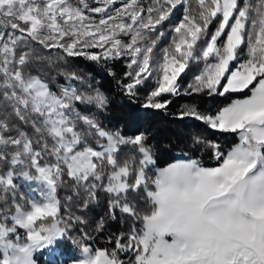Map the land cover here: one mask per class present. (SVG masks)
Wrapping results in <instances>:
<instances>
[{
	"label": "snow or ice",
	"instance_id": "snow-or-ice-1",
	"mask_svg": "<svg viewBox=\"0 0 264 264\" xmlns=\"http://www.w3.org/2000/svg\"><path fill=\"white\" fill-rule=\"evenodd\" d=\"M117 2L0 0V264H39L45 253L56 264L65 241L75 250L67 264H264V0ZM36 45L59 50L65 65L126 58L122 91L132 97L154 78L142 107L156 110L171 103L162 96L180 94L190 62L202 61L185 94L243 95L215 111L185 106L179 117L238 140L224 148L193 136L214 165L189 156L158 167L149 133L104 127L85 110L108 108L110 97L76 70L60 68L63 83L45 74L36 65L51 58ZM62 189L73 195L62 200ZM101 195L108 219L128 217L111 247L72 234L88 224L68 206L73 196L83 211ZM105 226L101 217L93 231Z\"/></svg>",
	"mask_w": 264,
	"mask_h": 264
},
{
	"label": "trees",
	"instance_id": "trees-1",
	"mask_svg": "<svg viewBox=\"0 0 264 264\" xmlns=\"http://www.w3.org/2000/svg\"><path fill=\"white\" fill-rule=\"evenodd\" d=\"M191 6L194 8L195 0H190ZM119 5L117 2L116 6ZM95 6V4H93ZM182 7L174 10L173 15L168 21L159 29L164 31L165 36L162 38L159 47H163L171 38V28L176 20L183 12ZM97 15V14H96ZM217 26L216 21L209 26L208 32L210 33ZM39 51V55L50 56L51 64L37 63L36 67L42 68L45 74L51 75L57 79L58 82L63 83L64 77L58 76L57 71L60 68H67L69 71L76 70L78 73L85 75L94 86L101 88L111 99L108 108L99 110L89 108L85 111L95 115L101 124L109 129L120 128L126 136L135 135L138 132L147 131L149 133V141L154 147L155 158L157 166L163 165L166 162L178 158L184 154L201 159L205 165L215 164L212 159L211 152L203 145H194L192 142L193 136H201L209 140L220 142L224 148H227L237 140L235 134L221 133L218 130H213L203 122L194 118L185 117L181 119L179 112L185 106L197 105L202 111L212 110L219 108L221 105L227 103L231 98L241 96L243 94H227L225 96L213 95L209 96L206 92L199 94H185L188 85L193 82L194 76L199 74L203 68V62H190L189 67L184 73H181L178 78L180 85L179 95H164L162 100H171L166 109L156 110L151 108L142 107L148 93L154 88V78H149L144 81L141 86H138L136 94L129 97L125 94L118 81L124 80L128 82L124 74L131 71L127 67L126 58H119L104 62H93L86 60L83 57H67V65L63 61H57L59 50H52L51 52L40 48L39 45L35 46ZM99 51V50H94ZM109 69L115 75L109 73ZM34 184V183H33ZM32 184V185H33ZM21 191H26V185L21 182ZM73 195L70 190H61V199L65 196ZM135 198V197H133ZM80 201L73 196L71 203L68 205L72 211L78 215H83L87 219V226L79 225L72 233L78 236L80 231H86L90 236L94 237L92 243L100 247H111L109 237L118 231L127 227L128 217L117 214L116 220L108 219L106 198L101 195L98 203L90 205L86 210L78 211L77 206ZM143 208V205H141ZM104 217L106 226L104 231L96 233L93 231L96 222ZM62 250V257H57L56 264H60L63 259L64 264L73 255L70 251L74 246L70 242H63L60 245ZM60 258V259H59ZM40 261L45 264H51L49 257Z\"/></svg>",
	"mask_w": 264,
	"mask_h": 264
},
{
	"label": "rangeland",
	"instance_id": "rangeland-1",
	"mask_svg": "<svg viewBox=\"0 0 264 264\" xmlns=\"http://www.w3.org/2000/svg\"><path fill=\"white\" fill-rule=\"evenodd\" d=\"M122 2H123V0H118L119 5H117V6L115 5V7H119L120 4H121ZM143 3H144V5H145V7H147L148 4L150 3V0H143ZM95 6H98V5H95ZM183 12H184V11H183ZM183 12H181V16L176 20V22L182 17ZM99 15H100V14H97V18H99ZM176 22H175V23H176ZM175 23H174V24H175ZM174 24H173V25H174ZM214 30H215V29H214ZM214 30H212L209 34H211L212 32H214ZM199 72H200V71H199ZM154 86H155V85H154ZM236 97H238V96H236ZM227 103H228V102H227ZM225 104H226V103H225ZM223 105H224V104H223ZM223 105H221L220 107H222ZM236 142H237V141H236ZM234 143H235V142H234ZM167 164H169V163H167ZM167 164H166V165H167ZM166 165H165V166H166ZM159 167H163V165H161V166H159ZM32 186L35 187V184H33ZM74 251H75L74 248H72L71 251H70V255H74ZM46 256L48 257L47 253H45V254L39 256V264H45L44 262L40 261V257H41L42 259H44ZM61 257H62V256H61ZM56 259H57V258H56ZM59 259H60V258H59ZM50 262H51V261H50ZM56 263H57V262H56ZM65 264H67V263H65Z\"/></svg>",
	"mask_w": 264,
	"mask_h": 264
},
{
	"label": "crops",
	"instance_id": "crops-1",
	"mask_svg": "<svg viewBox=\"0 0 264 264\" xmlns=\"http://www.w3.org/2000/svg\"><path fill=\"white\" fill-rule=\"evenodd\" d=\"M234 98H237V97H233V98H231V99H234ZM228 102H230V101H228ZM227 104V103H226ZM225 105V104H224ZM223 105V106H224ZM237 140H238V138H237ZM236 140V141H237ZM235 141V142H236ZM187 157H189L188 155H186V154H184V155H182V156H180V157H178V158H175V159H173V160H170V161H168V162H166L165 164H163V166H165L167 163H172V162H174L175 160H177V159H184V158H187ZM212 165H214V164H212ZM159 167V166H158Z\"/></svg>",
	"mask_w": 264,
	"mask_h": 264
}]
</instances>
